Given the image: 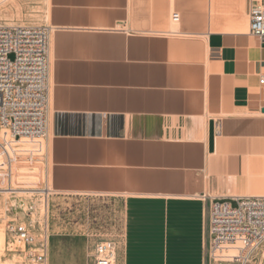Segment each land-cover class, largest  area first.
<instances>
[{
	"label": "crops",
	"instance_id": "0c3cea01",
	"mask_svg": "<svg viewBox=\"0 0 264 264\" xmlns=\"http://www.w3.org/2000/svg\"><path fill=\"white\" fill-rule=\"evenodd\" d=\"M46 1L47 264H207L210 201L264 197L248 0Z\"/></svg>",
	"mask_w": 264,
	"mask_h": 264
},
{
	"label": "built area",
	"instance_id": "2783aa9c",
	"mask_svg": "<svg viewBox=\"0 0 264 264\" xmlns=\"http://www.w3.org/2000/svg\"><path fill=\"white\" fill-rule=\"evenodd\" d=\"M248 17L250 35L264 43V0H248ZM172 21H179L178 14L172 15ZM50 34L46 26L0 24V192L42 194L45 198L49 193L45 157L49 140ZM259 83L263 84L264 78ZM23 166L36 170L37 182L18 181ZM11 199L4 212L11 216L5 226L8 245L17 242L23 247L18 254L35 264H47L45 200L42 220H37L33 219L34 203L22 197ZM205 232L207 264H249L264 247V197L211 200ZM115 257L112 241L96 244L94 264H116Z\"/></svg>",
	"mask_w": 264,
	"mask_h": 264
},
{
	"label": "rangeland",
	"instance_id": "374dc122",
	"mask_svg": "<svg viewBox=\"0 0 264 264\" xmlns=\"http://www.w3.org/2000/svg\"><path fill=\"white\" fill-rule=\"evenodd\" d=\"M44 13V0H7L0 3V24L6 26H45L46 21ZM173 24L174 23L171 22V26ZM9 58L12 59V56ZM19 172L22 174V177L19 178L18 181L28 184H34L37 182V178L35 177L36 175H34L36 174L35 169L23 166L20 168ZM30 187L34 188L32 186ZM36 189H42V186H37ZM5 193L6 192H0V232L3 234L2 243L0 242V264H35L18 254L17 251L23 249L21 244L14 242L12 245H8L5 238V226L6 223L11 220V216L9 214H4V212L7 204H12L13 199L11 198L13 196H16V198L22 197L25 202H32L35 204L36 211L33 219L42 220V216L44 214L42 203L43 200H45L46 211L48 197L45 198L42 194L14 195L16 194L15 192L14 194ZM9 250L12 251L9 252ZM262 254L264 257V247L260 248L253 255L249 264H264V261L260 263V256Z\"/></svg>",
	"mask_w": 264,
	"mask_h": 264
},
{
	"label": "bare ground",
	"instance_id": "6f19581e",
	"mask_svg": "<svg viewBox=\"0 0 264 264\" xmlns=\"http://www.w3.org/2000/svg\"><path fill=\"white\" fill-rule=\"evenodd\" d=\"M5 1H7V0H0V3H3V2H5ZM44 6H45V13H44V16H45V18H46V6H47V1L46 0H44ZM5 194H9V193H5ZM2 240H3V234H2V232H0V242L2 243ZM263 253V252H262ZM259 257V256H258ZM264 257H263V254L260 256V263H262V261H264V259H263Z\"/></svg>",
	"mask_w": 264,
	"mask_h": 264
},
{
	"label": "water",
	"instance_id": "95a60500",
	"mask_svg": "<svg viewBox=\"0 0 264 264\" xmlns=\"http://www.w3.org/2000/svg\"><path fill=\"white\" fill-rule=\"evenodd\" d=\"M262 112L264 113V109L262 110ZM212 146H213V125L210 124V128H209V147H210V150H212Z\"/></svg>",
	"mask_w": 264,
	"mask_h": 264
}]
</instances>
